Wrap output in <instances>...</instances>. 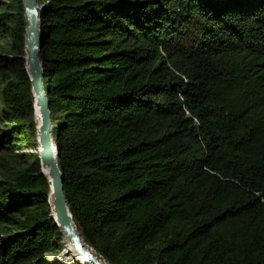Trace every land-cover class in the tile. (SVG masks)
<instances>
[{
	"label": "trees",
	"instance_id": "trees-1",
	"mask_svg": "<svg viewBox=\"0 0 264 264\" xmlns=\"http://www.w3.org/2000/svg\"><path fill=\"white\" fill-rule=\"evenodd\" d=\"M10 1L0 153L34 136ZM38 2L64 194L86 241L110 264H264V0ZM47 189L37 154L0 180V264L59 251Z\"/></svg>",
	"mask_w": 264,
	"mask_h": 264
},
{
	"label": "water",
	"instance_id": "water-1",
	"mask_svg": "<svg viewBox=\"0 0 264 264\" xmlns=\"http://www.w3.org/2000/svg\"><path fill=\"white\" fill-rule=\"evenodd\" d=\"M24 11V54L25 70L29 78L33 107L34 136L38 144V158L48 168L52 180L54 196L55 225L61 242L69 245L73 255L81 264H110L84 238L70 212L63 188L64 175L59 164V151L52 133V115L47 91L43 87V68L40 60L41 43V5L38 0H21ZM36 118L38 123L36 124ZM41 173V171H40ZM54 216L49 213L48 218ZM66 244V245H67ZM67 249H65V252ZM75 258V257H74Z\"/></svg>",
	"mask_w": 264,
	"mask_h": 264
},
{
	"label": "rangeland",
	"instance_id": "rangeland-1",
	"mask_svg": "<svg viewBox=\"0 0 264 264\" xmlns=\"http://www.w3.org/2000/svg\"><path fill=\"white\" fill-rule=\"evenodd\" d=\"M10 0H0V14L10 11V7L7 3H10ZM24 14V11H23ZM11 36L7 32L4 36L0 34V50L5 47L7 44H10ZM3 54V52H0ZM4 55V54H3ZM24 58V57H23ZM25 61V59H24ZM14 76L11 70L0 69V86L5 83L7 80L11 79ZM1 109V106H0ZM1 113V111H0ZM3 119L0 118V128L5 126ZM35 145V146H34ZM37 143L35 141V136L32 138L27 135L23 138L21 142L16 143L12 148L0 153V180L7 179L10 180L20 173L24 168H26L35 154L38 156ZM48 190V189H47ZM11 228L5 229L8 232ZM12 230L9 231L11 233ZM59 251L57 253L49 252L45 253L43 257L36 260L33 264H70L68 256H64L60 253L63 249L64 242H61V236L59 234ZM54 255H58L55 257ZM55 258H52V257ZM72 264H76L73 260Z\"/></svg>",
	"mask_w": 264,
	"mask_h": 264
},
{
	"label": "bare ground",
	"instance_id": "bare-ground-1",
	"mask_svg": "<svg viewBox=\"0 0 264 264\" xmlns=\"http://www.w3.org/2000/svg\"><path fill=\"white\" fill-rule=\"evenodd\" d=\"M37 123H38V118H36V124ZM37 151L39 154L38 146H37ZM40 171H41V174L44 176V178L47 182L48 192L46 193V200H47V204L49 207V213H51L54 216L51 219L55 222V220H57V219H56V216L54 215V196H53V192H52V180H51V177L48 173V168L45 165L41 164V162H40ZM66 244H67V242H65V247H63V249L60 251V253L63 254L64 256H68L69 259L65 258V260H68L70 262V264H72L73 260L76 264H81L79 262V259L76 258V254L73 255L72 250L71 249L69 250V248H68L69 245L68 244L66 245ZM65 249H67L66 252H65ZM54 256L57 257L58 255H54ZM54 256L52 258H55ZM65 264H66V262H65Z\"/></svg>",
	"mask_w": 264,
	"mask_h": 264
}]
</instances>
